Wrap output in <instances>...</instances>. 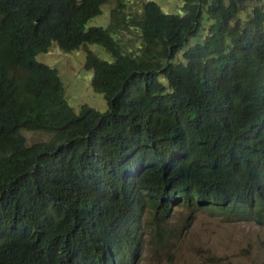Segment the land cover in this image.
Returning a JSON list of instances; mask_svg holds the SVG:
<instances>
[{"label":"trees","instance_id":"obj_1","mask_svg":"<svg viewBox=\"0 0 264 264\" xmlns=\"http://www.w3.org/2000/svg\"><path fill=\"white\" fill-rule=\"evenodd\" d=\"M110 1L0 0V264H136L169 245L144 239L147 207L157 228L182 204L264 225L263 14L116 0L88 25ZM50 46L85 54L105 111L69 105Z\"/></svg>","mask_w":264,"mask_h":264},{"label":"rangeland","instance_id":"obj_2","mask_svg":"<svg viewBox=\"0 0 264 264\" xmlns=\"http://www.w3.org/2000/svg\"><path fill=\"white\" fill-rule=\"evenodd\" d=\"M127 1L128 8H140L146 0ZM166 13L182 14V0H153ZM252 1H249L251 4ZM116 4L111 0L102 6V13L88 21L90 26H106L108 12ZM264 12V0L257 3ZM252 10L239 15L246 20L251 16ZM91 49L101 59L111 60V55L103 48L91 44ZM77 51V50H75ZM75 51L58 54L50 46L47 53L36 56L38 61L47 62L50 67L59 71L65 88V95L73 101L69 105L77 112L82 103H87L100 111L107 109V103L101 93L91 91V70L83 66L85 54L73 53ZM73 53L74 59L67 56ZM179 58V56H178ZM165 82V79H162ZM93 90V89H92ZM98 95V97H97ZM31 141L39 137L34 132H25ZM49 136V135H48ZM191 211H194L191 213ZM154 209L146 210L142 229L144 239L153 238L163 242L168 238L169 245L162 247L157 253L145 245L136 264H264V225H258L251 220L229 219L225 215L213 214L211 210L195 209L187 206H178L168 221L157 228L153 219Z\"/></svg>","mask_w":264,"mask_h":264},{"label":"clouds","instance_id":"obj_3","mask_svg":"<svg viewBox=\"0 0 264 264\" xmlns=\"http://www.w3.org/2000/svg\"><path fill=\"white\" fill-rule=\"evenodd\" d=\"M182 1H183V0H182ZM224 1L227 2L228 0H224ZM249 1H252L251 4H249ZM260 2H261V0H245V10H243V11H241V12H238V14H237V17L239 18V20L242 21V20L240 19L239 15H240L241 13H245V12H247V10H248L249 8H251L252 13H251V16H250L248 19H246V20H248V21H250V20L254 17V11H255V10H259V11L263 14L262 28H264V12H263L262 8H261L260 6L257 5V3H260ZM243 21H245V20H243ZM230 24L233 25V24H235V23L231 20V21H230ZM178 60H181V59L179 58ZM181 62L185 63L186 61H181ZM182 205H183V206H187V207H191V208L198 209V208H196L195 206H188V205H186V204H182ZM182 205H178V206H182ZM178 206H175V207H173V208L171 209L170 216L173 214L175 208L178 207ZM149 208H151V207H147L146 210L149 209ZM152 209H153V208H152ZM146 210H145V212H146ZM145 212H144V214H145ZM143 216H144V215H143ZM170 216H169V217H170ZM142 220H143V217H142ZM141 227H142V223H141ZM142 230H143V229H142ZM143 232H144V231H143Z\"/></svg>","mask_w":264,"mask_h":264}]
</instances>
